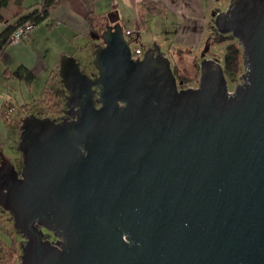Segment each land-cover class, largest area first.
<instances>
[{"label":"water","instance_id":"obj_1","mask_svg":"<svg viewBox=\"0 0 264 264\" xmlns=\"http://www.w3.org/2000/svg\"><path fill=\"white\" fill-rule=\"evenodd\" d=\"M107 22L96 76L60 58L74 118L26 116L21 171L0 162L21 264H264V0L215 16L243 53L232 92L211 59L178 87L166 56L132 58L117 14Z\"/></svg>","mask_w":264,"mask_h":264},{"label":"rangeland","instance_id":"obj_2","mask_svg":"<svg viewBox=\"0 0 264 264\" xmlns=\"http://www.w3.org/2000/svg\"><path fill=\"white\" fill-rule=\"evenodd\" d=\"M210 17L209 26L212 27L214 35H210L209 31L207 32L206 45H211V47L209 50L204 48L207 50L205 57H211L213 61L222 66L226 44L230 42L239 43V41L230 32H219L214 23L215 17L211 15ZM38 26H45V22L42 21L35 25L36 28ZM55 37L52 34L49 36V40H45L47 37L41 38L38 47L35 48L26 44L23 39L20 40L21 44L18 45L10 43L5 51L6 54L0 59V108L2 110L1 105L4 101L11 102L13 105L12 111L7 113L8 120L3 118V115L0 116V159L4 158L10 161L17 172H20L23 167V156L20 150L22 120L26 116L34 115L36 117H48L54 122H60L63 119L69 120L73 116L69 112L68 93L60 81L59 72L56 68V65L60 64V47H68L70 44L55 46L54 40L59 41ZM126 39L129 47L133 48L134 44L131 37L126 35ZM155 41L158 43L156 39ZM150 45L151 43L146 41L141 43L143 53L150 49ZM92 48V46H89L88 50L84 52L77 50L72 56L78 63L80 71L89 77L97 75V70L93 64ZM159 49L160 51L163 50L161 47H158ZM143 53L139 54L138 57H141ZM198 57L193 52L184 54L181 51L169 53L170 66H175L179 74L188 78L187 87H197L199 84V66L202 60L198 64ZM20 62L31 67L35 72V77L30 86L24 81L8 77L5 74L7 72L6 68L12 69ZM243 71L240 73L238 80L234 82L229 81L226 76L229 92H232L235 86L242 82L241 75ZM45 86L47 92L41 96V90ZM39 230L42 239L48 240L53 245H58L60 238L57 233L44 227H39ZM12 242H15L16 245L13 264H21L22 250L27 238L15 228L11 214L0 206V256L4 246Z\"/></svg>","mask_w":264,"mask_h":264},{"label":"crops","instance_id":"obj_3","mask_svg":"<svg viewBox=\"0 0 264 264\" xmlns=\"http://www.w3.org/2000/svg\"><path fill=\"white\" fill-rule=\"evenodd\" d=\"M39 1L21 0L19 3L17 0H10L2 7L1 13L7 18V23H12L16 16L27 13ZM152 1L159 2L163 6L164 12L162 14L145 11L143 6L145 0H57L56 6L50 11L48 17L42 20L45 22V26L34 27L23 40L26 41V44L35 48L38 47L41 38L47 37L45 40H49V36L54 34L55 39H59L58 42L54 40L55 46L70 44L68 47H60L61 57L64 55L73 56L77 50L80 52L87 51L89 46L93 47L91 51L93 56L95 49L103 44L100 34L108 23L107 14L115 12L117 23L123 34L127 30L133 31L128 36L131 37L134 46L141 50V53H143L141 43L146 41L151 43L148 50H152L155 54L164 55L168 59L169 53L179 51L183 54L193 52L198 55V64L201 60L211 59V57H205L207 50L211 47V45H206L207 32L209 31L210 35H214L212 27L209 26L210 15L215 17L218 12L225 10L230 0ZM88 13L104 18L100 31H93L88 28L85 19ZM4 26V23H0V31ZM155 39L159 44L156 43ZM9 44L1 53L0 59L6 54L5 51ZM13 44H21V41ZM158 47L163 50H158ZM41 49L43 50V48ZM19 65L27 67L34 79V70L21 62L12 69L6 68L7 72L5 74L8 77H14L10 72L14 71ZM56 68L59 72V65H56ZM31 82L25 83L30 86ZM45 88L46 86L41 90V96L47 92ZM1 106L0 116L3 115V118L8 120L9 117H6L4 110L11 109L12 111L13 105L11 102L4 101ZM3 160L4 158L0 159V162Z\"/></svg>","mask_w":264,"mask_h":264},{"label":"trees","instance_id":"obj_4","mask_svg":"<svg viewBox=\"0 0 264 264\" xmlns=\"http://www.w3.org/2000/svg\"><path fill=\"white\" fill-rule=\"evenodd\" d=\"M10 0H0V23H4V28L0 31V55L9 43V37L12 31L19 25L31 21L36 25L48 17L50 11L56 6L57 0H40L39 3L32 7L27 13L16 16V19L12 23H7V18L1 13L2 7H4ZM19 3L21 0H17ZM144 10L150 13L162 14L164 12L163 6L159 2L152 0H145L143 3ZM87 26L90 30L100 31L103 17L88 13L85 17ZM222 68L225 76L229 81L234 82L238 80L240 73L243 71V55L240 43L230 42L225 46V53L223 55ZM173 74L176 77L178 87L186 88L188 78L185 75L179 74L175 66L171 67ZM14 77L20 80H24L27 84L33 79V75L30 70L19 65L14 71L10 72ZM47 91V88H45ZM15 242L5 245L3 252L0 256V264H13L16 251Z\"/></svg>","mask_w":264,"mask_h":264},{"label":"built area","instance_id":"obj_5","mask_svg":"<svg viewBox=\"0 0 264 264\" xmlns=\"http://www.w3.org/2000/svg\"><path fill=\"white\" fill-rule=\"evenodd\" d=\"M35 23L31 21H27L19 26H17L11 33L9 37V43H17L21 39H24L28 36L30 31L35 27ZM133 31H125L124 36L132 34ZM131 50V57L132 58H138V55L141 54V50L138 47L130 48ZM11 109H5L4 114H6V117H8V112H10Z\"/></svg>","mask_w":264,"mask_h":264},{"label":"flooded vegetation","instance_id":"obj_6","mask_svg":"<svg viewBox=\"0 0 264 264\" xmlns=\"http://www.w3.org/2000/svg\"><path fill=\"white\" fill-rule=\"evenodd\" d=\"M74 118V116H71V119H73ZM70 120V119H69Z\"/></svg>","mask_w":264,"mask_h":264}]
</instances>
